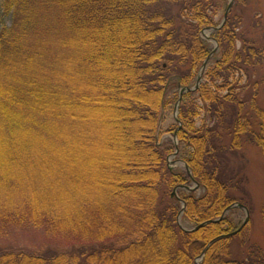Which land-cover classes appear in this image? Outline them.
Returning <instances> with one entry per match:
<instances>
[{"label":"trees","instance_id":"16d2710c","mask_svg":"<svg viewBox=\"0 0 264 264\" xmlns=\"http://www.w3.org/2000/svg\"><path fill=\"white\" fill-rule=\"evenodd\" d=\"M216 3L0 0V15L12 20L0 31V167L30 168L29 179L0 168V236L30 227L71 245L44 255L2 250L0 264H196L203 253L201 264H264L255 244L238 258L235 208L191 232L178 222L182 202L192 228L245 204L242 150L255 145L264 155V78L253 80L264 45L242 35L232 10L169 130L192 178L169 167L174 143L159 141L170 82L194 87L214 50L201 33L221 23ZM64 121L70 133L53 151H36L20 133L57 137ZM107 146L114 149L100 156ZM194 181L198 190H186Z\"/></svg>","mask_w":264,"mask_h":264},{"label":"rangeland","instance_id":"374dc122","mask_svg":"<svg viewBox=\"0 0 264 264\" xmlns=\"http://www.w3.org/2000/svg\"><path fill=\"white\" fill-rule=\"evenodd\" d=\"M230 2L231 0H217V3L215 4L216 7L214 10L215 22L222 21ZM231 10L232 13L237 17V19L242 21L240 25V32L242 33V35L247 38H252L256 40L259 44L264 45V0H240V5L235 6V4H233ZM11 22V16L0 15V31L3 25L11 26ZM211 32V30H205L201 33V36L212 46L214 42L208 39V36H211ZM240 45L241 43L239 42L238 46ZM261 78H264V63L259 66L258 69H256V73L253 77V80H259ZM175 84L176 82L172 80L169 86L167 87L166 100L171 102L167 104V107L162 112V121L160 123L159 137V141L161 144L168 143L169 141L173 142L174 134L169 132V130L171 129V127L175 128L177 126L175 120V102L172 100L175 98V94L179 93L181 88L176 87ZM1 92L4 93V90H2V88H0V93ZM257 99L258 105L264 109V81L260 87V93ZM83 110L85 113L87 112L86 109ZM203 117L204 112H202L201 117L198 119V125L202 124ZM68 125L69 124H67L65 121L60 122L57 125V137L52 138H50L51 135L46 136L44 134L37 133L32 129L30 133L26 132L30 129H26V131L22 129L24 131L20 133L23 134L30 143L32 142L35 145L36 151L48 149L53 151L56 150L54 148L58 146L57 143L59 139L62 136H65L67 132L70 133L68 130ZM20 133H18L19 137ZM0 148H3L1 135ZM111 149L114 148H110L107 146L103 149L99 148V151L97 152L100 153V156H102V154L108 155L110 154ZM242 151L247 160L246 175L248 178V196L246 198L247 202H245V204L250 210V220L246 227L243 229V235H241L239 238L237 237L233 242L236 247L235 251L237 253L238 251H240L241 256H238V258L241 259L245 257V250H247V247L250 244H255L256 246H259L264 250V155L261 149L255 145H246ZM6 153L4 150H1L0 157H4ZM178 158L179 157H173L172 155L169 157L170 166L173 170H183L184 168V165L178 162ZM6 167H9L10 170H7ZM0 168H4L6 172L11 173L10 175L17 174L18 170H20L15 169L12 164L5 165ZM29 169L25 168L24 170H20V172H23L28 179ZM52 169L53 171L55 170V168ZM200 192L201 191H199V193ZM229 218L235 225L239 224L240 226L246 219V213L241 209H235L233 214L230 215ZM180 224L183 228L187 230L194 227L191 223L184 219H180ZM70 247L71 245L67 241L53 237L52 235H48L43 230L32 229L30 227L12 228L9 229L5 235L0 236V251L14 249L24 250L27 253H37L44 255L49 249L57 250L59 252H66L71 249ZM199 262L200 258L196 260V264Z\"/></svg>","mask_w":264,"mask_h":264},{"label":"water","instance_id":"95a60500","mask_svg":"<svg viewBox=\"0 0 264 264\" xmlns=\"http://www.w3.org/2000/svg\"><path fill=\"white\" fill-rule=\"evenodd\" d=\"M233 3H234V0H231V2L229 3L228 9H227V11H226V13H225V15H224V19H223L222 23L220 24V26L217 27V28H214V29H212V28H210V29H212V30H220V29L223 27V25H224V24L226 23V21H227V18H228V15H229L230 11H231V8H232V6H233ZM215 44H216V49H217V48H218V45H217V42H216V41H215ZM215 51H216V50H214V51H213V52L207 57V59L204 61L203 65H202V67H201V69H200V71H199V74H198V76H197V80H196V84H195V86H194L193 88H189V87H182V88H181L180 93H179V99H178V102H177L176 105H175V118H176V119H177V116H178L179 105H180V103H181V100H182L183 95H184L185 93H187V92H193V91H195V90H197V89L199 88V85H200V83H201V81H202L203 72H204V70L206 69L208 62H209V60L211 59V57L214 55ZM174 139H175V145L177 146V144H178V140H177V136H176V134H175V138H174ZM176 148H177V147H176ZM177 153H178V149H177V151L173 154V156H176ZM180 162L184 164V166L186 167V169H187L189 175L191 176V172H190L189 166H188L185 162H183V161H180ZM197 188H198V184H196L194 188H189V190H196ZM175 195H176V190L173 192V196H175ZM233 208H240V209L244 210L245 213H246V219L244 220V222H243V224L241 225V227H240L237 231H235L234 233L231 234V236L236 235V234H238L240 231H242V230L245 228V226L248 224V222H249V220H250V211H249V209H248L245 205L240 204V203H236V204L230 206V207L225 211V213L223 214V216H222L219 220L207 221V222L201 224L199 227H197V228H195V229H193V230H186V229H185V230H186V231H195V230L199 229L200 227L205 226V225H207V224H209V223H211V222H218V221L222 220V219L226 216V214H227L231 209H233ZM184 209H185V204L183 203V210H184ZM182 213H183V211L180 213V216H181ZM180 216H179V221H180ZM224 237H226V235H223V236H221V237L216 238V239H215L214 241H212L211 243L215 242V241L218 240V239L224 238Z\"/></svg>","mask_w":264,"mask_h":264}]
</instances>
